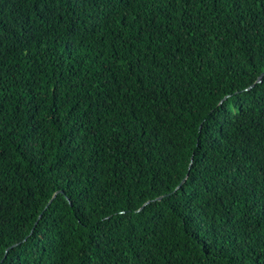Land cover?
Instances as JSON below:
<instances>
[{"label": "trees", "instance_id": "1", "mask_svg": "<svg viewBox=\"0 0 264 264\" xmlns=\"http://www.w3.org/2000/svg\"><path fill=\"white\" fill-rule=\"evenodd\" d=\"M0 41L2 264H264V128L235 123L264 109V8L0 0ZM33 137L47 147L25 160ZM207 140L259 181L219 211L197 196L228 174L192 169L173 191ZM202 210L231 247L185 231Z\"/></svg>", "mask_w": 264, "mask_h": 264}, {"label": "snow or ice", "instance_id": "2", "mask_svg": "<svg viewBox=\"0 0 264 264\" xmlns=\"http://www.w3.org/2000/svg\"><path fill=\"white\" fill-rule=\"evenodd\" d=\"M120 2H122V0H120ZM172 2L173 0H167L169 5ZM253 2H255L257 6L264 8V0H253ZM152 3L154 6H162L165 3V0H152ZM116 15L119 16L121 23H124L127 20V13H125L123 16H120L119 13H116ZM99 18L100 14L98 13L97 19ZM124 26L126 27L127 25L125 24ZM142 34L143 30L137 29V34L135 36L128 37L125 41V44L135 47L133 41L139 40ZM2 46V41H0V47ZM129 55H132L131 48L129 49ZM262 99H264V97H262ZM231 120L232 118L230 117L229 122H231ZM235 123L244 127L264 128V109H262L259 113H251L244 111L243 109H239L238 115L235 117ZM200 131L202 132L203 129L201 128ZM206 143L208 144V147L203 151H197L195 148H193L188 158L187 167L184 169V175L181 178L180 183L177 184L173 191L175 193L184 190V186L189 184L190 180H192V169H196L197 172L201 174L207 173L209 171L216 173L217 176H224L228 174L232 179L229 187L224 188V182H217L215 177H213V183L205 184L203 194L197 196V199L202 204L207 205L208 208H214L216 211H219L220 206L224 205L226 201L235 204L240 196L246 194L249 187V180H253L256 183L259 181L250 177L246 171H239L240 165L238 163L236 164V168H232L231 164L225 160L224 165L227 166H222L221 161L215 159V154L219 151V149L212 147L216 141L207 140ZM244 143V141H241V144ZM41 147H47V145L42 144V142L37 140L36 137H33L32 141L28 142L27 145L22 149L23 158L28 160L29 157H31L34 160L38 154V150ZM210 152L213 153V155H209ZM252 154V152H249L250 157ZM40 155H43V153L40 152ZM0 157H2V153H0ZM260 171L261 173H264V168H261ZM190 200L191 197H189V200L184 201V204L188 206L189 210L194 207L190 203ZM181 210L183 211V208ZM226 214L227 213H224V215ZM185 219H188V217H185ZM185 231L198 235L202 234L204 240L208 243L209 248L214 247L215 243L220 240H223L226 244H228L229 247H231L230 242L233 240V235L231 230L228 228L227 222L218 223L215 211L210 213L207 210H202L198 214L193 213V222L185 228ZM0 236H2V232H0ZM219 251L222 253V249ZM0 264H2V261H0ZM213 264H215L214 261ZM256 264H259V258L257 259Z\"/></svg>", "mask_w": 264, "mask_h": 264}, {"label": "water", "instance_id": "3", "mask_svg": "<svg viewBox=\"0 0 264 264\" xmlns=\"http://www.w3.org/2000/svg\"><path fill=\"white\" fill-rule=\"evenodd\" d=\"M263 76H264V74L258 79L257 83L261 82ZM227 99H228V97L224 98V100H222V103H223L224 101H226ZM161 199H162V197H160L158 200H161ZM149 203H150V202L146 203V205L149 204ZM146 205H145V206H146ZM40 216H41V215H40ZM17 244H18V243H17ZM17 244H14L13 246H16ZM8 250H9V249H7L6 254H7Z\"/></svg>", "mask_w": 264, "mask_h": 264}]
</instances>
